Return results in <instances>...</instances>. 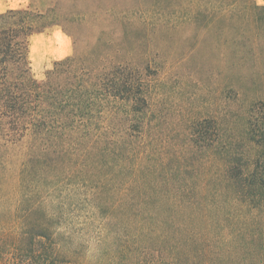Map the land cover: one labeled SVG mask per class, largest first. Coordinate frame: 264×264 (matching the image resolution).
<instances>
[{"label":"trees","instance_id":"obj_1","mask_svg":"<svg viewBox=\"0 0 264 264\" xmlns=\"http://www.w3.org/2000/svg\"><path fill=\"white\" fill-rule=\"evenodd\" d=\"M54 26L55 9L0 13V264H264V100L240 99L218 137L192 122L168 165L144 71L76 47L35 78L31 39Z\"/></svg>","mask_w":264,"mask_h":264},{"label":"rangeland","instance_id":"obj_2","mask_svg":"<svg viewBox=\"0 0 264 264\" xmlns=\"http://www.w3.org/2000/svg\"><path fill=\"white\" fill-rule=\"evenodd\" d=\"M257 6L264 0H0V13L50 8L59 15L61 26L31 39L39 81L56 62L75 55L76 47L79 54L106 52L108 66L144 71L156 92L146 119L148 143L162 151L166 164L176 165L192 122L215 118L211 132L218 137L236 120L242 101L264 100V22ZM27 146L28 138L14 152L23 154ZM173 173V179L181 177ZM202 176L188 171L183 178L193 182ZM192 186L187 193L194 195ZM82 214L74 218L73 230L83 227ZM92 233L85 234L90 244Z\"/></svg>","mask_w":264,"mask_h":264},{"label":"crops","instance_id":"obj_3","mask_svg":"<svg viewBox=\"0 0 264 264\" xmlns=\"http://www.w3.org/2000/svg\"><path fill=\"white\" fill-rule=\"evenodd\" d=\"M261 1H263V0H259V3H260ZM36 42H37V40H36V41L34 40V44H35ZM65 46H66V41L63 39V40L61 41V43H60L59 48H60V49H63Z\"/></svg>","mask_w":264,"mask_h":264}]
</instances>
